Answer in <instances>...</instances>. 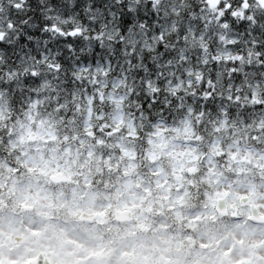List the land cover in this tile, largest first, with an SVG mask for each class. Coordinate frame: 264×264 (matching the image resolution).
<instances>
[{"label":"snow or ice","instance_id":"obj_1","mask_svg":"<svg viewBox=\"0 0 264 264\" xmlns=\"http://www.w3.org/2000/svg\"><path fill=\"white\" fill-rule=\"evenodd\" d=\"M0 264H264V0H0Z\"/></svg>","mask_w":264,"mask_h":264}]
</instances>
